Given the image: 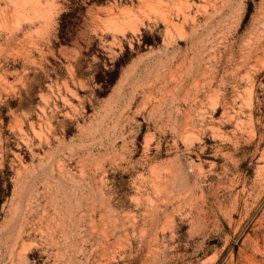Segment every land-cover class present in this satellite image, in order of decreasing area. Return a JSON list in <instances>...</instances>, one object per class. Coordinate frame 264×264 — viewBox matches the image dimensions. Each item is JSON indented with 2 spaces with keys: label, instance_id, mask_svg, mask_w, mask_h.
Returning a JSON list of instances; mask_svg holds the SVG:
<instances>
[{
  "label": "rangeland",
  "instance_id": "1",
  "mask_svg": "<svg viewBox=\"0 0 264 264\" xmlns=\"http://www.w3.org/2000/svg\"><path fill=\"white\" fill-rule=\"evenodd\" d=\"M0 264H264V0H0Z\"/></svg>",
  "mask_w": 264,
  "mask_h": 264
},
{
  "label": "trees",
  "instance_id": "2",
  "mask_svg": "<svg viewBox=\"0 0 264 264\" xmlns=\"http://www.w3.org/2000/svg\"><path fill=\"white\" fill-rule=\"evenodd\" d=\"M65 16L64 14L62 15V17Z\"/></svg>",
  "mask_w": 264,
  "mask_h": 264
}]
</instances>
